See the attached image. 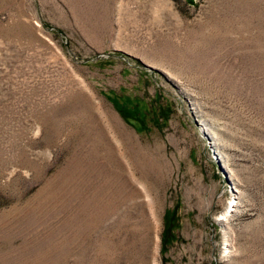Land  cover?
<instances>
[{"label":"rangeland","instance_id":"1","mask_svg":"<svg viewBox=\"0 0 264 264\" xmlns=\"http://www.w3.org/2000/svg\"><path fill=\"white\" fill-rule=\"evenodd\" d=\"M0 264H264V0H0Z\"/></svg>","mask_w":264,"mask_h":264}]
</instances>
